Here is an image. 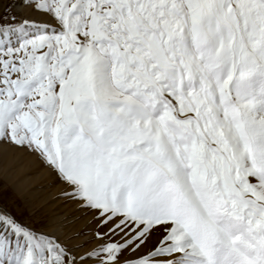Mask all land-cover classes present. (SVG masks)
I'll return each mask as SVG.
<instances>
[{
    "label": "snow or ice",
    "instance_id": "6c2138e0",
    "mask_svg": "<svg viewBox=\"0 0 264 264\" xmlns=\"http://www.w3.org/2000/svg\"><path fill=\"white\" fill-rule=\"evenodd\" d=\"M0 264H264V0H0Z\"/></svg>",
    "mask_w": 264,
    "mask_h": 264
}]
</instances>
